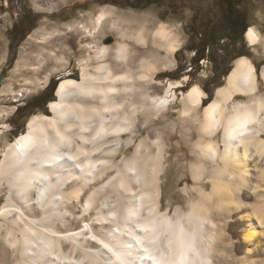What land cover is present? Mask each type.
Wrapping results in <instances>:
<instances>
[{"label":"bare ground","instance_id":"obj_1","mask_svg":"<svg viewBox=\"0 0 264 264\" xmlns=\"http://www.w3.org/2000/svg\"><path fill=\"white\" fill-rule=\"evenodd\" d=\"M62 1L38 0L35 6L50 11ZM115 12L102 8L90 28L76 22L68 26L95 36L115 14L116 18L108 21L122 35H133L136 41L152 36L166 51L164 57L159 55L150 62L152 66L145 65L143 79L156 69L154 65L174 64L173 53L181 43L178 33L165 22L149 31L145 19L120 17ZM244 35L253 45L260 40L254 25ZM109 49L101 45L96 57L105 59L111 54ZM130 52L128 43L119 42L113 52L114 63L99 62L94 72L82 66L80 79L63 78L58 85L59 97L49 102L52 115H31L26 130L6 145L0 161V183L6 180L15 195H8L0 213V247L4 252L0 264H217L221 250L215 248V242L221 232L216 230L208 206L213 195L191 201L189 211L177 209L173 217L161 211L165 140L158 128H153L154 136L137 143L122 166L114 162L124 135L130 134L124 139L125 146L133 140L136 112L141 110L146 121L157 115L180 83L169 82L163 96L138 92L140 100H133L135 77L125 68L118 72L115 65L128 61L129 56L133 59ZM43 53L54 54L42 50L38 61ZM255 88V66L249 57L239 56L225 85L218 87L214 99L204 106L201 121L193 118L200 121V135L208 136L196 141L194 175L202 174L205 154L219 156L209 177L213 192L222 194L216 200L220 207L237 202L230 188L235 179L245 180L251 167L264 174V165L257 164L264 159V96H254ZM237 92L249 94L248 101L234 102L227 109L226 103ZM204 96L199 85H192L184 93V111L197 108ZM136 102L141 103L140 108ZM217 126L223 132L222 149L209 135ZM111 167L114 174L107 173ZM126 194L125 211L117 213L120 195ZM259 196L264 198V192ZM238 205L230 209L236 210ZM252 208L236 215L243 222L240 264H254L249 254L261 244L260 249L264 248V201Z\"/></svg>","mask_w":264,"mask_h":264},{"label":"rangeland","instance_id":"obj_2","mask_svg":"<svg viewBox=\"0 0 264 264\" xmlns=\"http://www.w3.org/2000/svg\"><path fill=\"white\" fill-rule=\"evenodd\" d=\"M36 1L38 0H0V161L6 145L26 130L31 115H52L47 104L59 97L54 96V90L63 78L80 79L82 66L94 72L99 62L114 63L117 60L113 52L119 42L125 41L134 57L132 59L129 56L128 61L116 62L115 65L118 72L125 68L135 77L133 100L139 101L138 95L141 92H146L151 97L163 96L169 82L180 83L173 88L175 94L169 97L170 102L157 115L146 121L141 110L136 112L135 124L132 126L133 140L126 147L124 139L130 134L124 135L121 148L114 158L115 164L122 166V160L133 155L137 143L147 136H154L153 128H158L165 140L164 167L160 172L161 211L168 212V215L173 217L177 209L182 212L189 211L191 201L203 198L205 200L204 195L208 193L213 195L208 201V206L212 211L216 230L221 232L222 238V242L221 238L215 242V248L221 250L216 263L240 264L239 258L244 255V244L240 241L243 222L236 215L240 211H251L254 205L264 201V198L259 196V192H264V174L258 168L251 167L246 179H235L230 188L237 204L225 203V206L220 207L216 200L217 195L222 194L213 192L212 179L209 177L210 170L215 165L214 161L219 156L211 157L205 154L200 176L194 175L193 167L198 160L197 143L201 138L208 137L207 134L200 135L199 131L204 106L214 99L216 89L225 85L237 57L245 55L253 62L256 88L252 93L254 96H264V0H235V9L242 13L246 26H255L260 40L255 45L250 44L244 35L246 31L236 41L224 38L216 46V62L207 56L196 62L194 50L191 48L200 49L203 39L201 34L206 33L211 24L224 15L223 0H149L154 1L151 3L145 0H63L50 11L38 9L35 6ZM135 2L137 7L133 6ZM104 7L113 8L120 17L145 19V26L149 31L158 23L165 22L171 30L178 33L181 42L173 53L174 64L170 67L154 65L156 69L149 71L146 79H143L141 73L145 71V65L152 66L150 62L159 55L164 57L166 51L161 43H158V39L152 36L146 41H136L133 35H122L111 21H108L115 19V14L107 18V22L101 25L95 36H89L81 29L68 26L76 22L80 26L83 24L90 28V22ZM101 45L108 46L109 52L111 51L105 59L96 57ZM42 50L52 51L54 54L43 53L41 61H38L36 57ZM194 84L204 90L203 100L208 97L204 87L211 90L212 98L206 104H203L202 100L197 108L184 111V93ZM50 85H53L54 89L51 99L47 100ZM248 99L249 94L237 92L226 103V107L230 109L234 102ZM140 105V102H136L137 107L140 108ZM194 116L199 117L200 121L193 119ZM139 125L142 126L141 129ZM222 133L221 126H217L214 132L209 134L221 149L224 147ZM261 136L264 137V130ZM143 149L142 151L145 150ZM219 163L220 166L223 164L221 161ZM257 164L264 165V159L261 164ZM108 171L114 174L115 168L111 167L107 173ZM8 195L15 194L9 191L6 180H3L0 183V213L7 203ZM128 199V194L120 195L117 213L125 211ZM234 205L240 207L236 210L230 209ZM259 246L249 254L255 259L254 264H264V248L261 247L262 251ZM3 254L0 247V261Z\"/></svg>","mask_w":264,"mask_h":264},{"label":"trees","instance_id":"obj_3","mask_svg":"<svg viewBox=\"0 0 264 264\" xmlns=\"http://www.w3.org/2000/svg\"><path fill=\"white\" fill-rule=\"evenodd\" d=\"M145 1L148 3L154 2L149 0ZM234 2L236 3L235 0H223L224 15L217 18L207 29L206 33L201 34L203 38L201 40V48H191L194 50V59L196 62L205 56L216 62V58L218 57H215V52L218 50V47H216L218 42L224 38L236 41L250 26L245 25L243 15L238 9H235L233 5ZM133 6L137 7L138 4L135 2ZM50 86L51 88L48 90L47 100H50L53 94L54 86ZM204 89L208 93V97L203 100V104H206L211 100L212 96L211 90L208 87H204Z\"/></svg>","mask_w":264,"mask_h":264},{"label":"water","instance_id":"obj_4","mask_svg":"<svg viewBox=\"0 0 264 264\" xmlns=\"http://www.w3.org/2000/svg\"><path fill=\"white\" fill-rule=\"evenodd\" d=\"M58 87H59V86H57V87L55 88V90H54V96H56V97H58V94H57ZM47 105H48V111L51 112L50 107H49V103H48Z\"/></svg>","mask_w":264,"mask_h":264},{"label":"snow or ice","instance_id":"obj_5","mask_svg":"<svg viewBox=\"0 0 264 264\" xmlns=\"http://www.w3.org/2000/svg\"><path fill=\"white\" fill-rule=\"evenodd\" d=\"M244 126H245V125H243V124H242V125H240V127H241V128H243Z\"/></svg>","mask_w":264,"mask_h":264}]
</instances>
